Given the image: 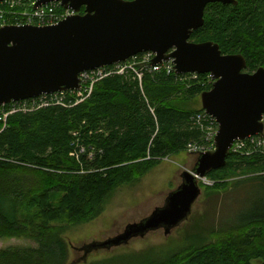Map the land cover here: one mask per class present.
Returning <instances> with one entry per match:
<instances>
[{
	"label": "trees",
	"instance_id": "1",
	"mask_svg": "<svg viewBox=\"0 0 264 264\" xmlns=\"http://www.w3.org/2000/svg\"><path fill=\"white\" fill-rule=\"evenodd\" d=\"M204 18L192 43L213 42L223 55H242L249 74L264 68V0L211 4ZM184 78L147 74L140 82L133 73L112 75L80 104L17 113L0 124V240L37 243L0 249V264H68L64 226L94 220L118 188L204 143L196 119L204 110L184 105L212 87ZM207 177L215 191L243 177L233 186L250 188L245 206L208 239L160 264H264V149L230 153L226 166Z\"/></svg>",
	"mask_w": 264,
	"mask_h": 264
},
{
	"label": "water",
	"instance_id": "2",
	"mask_svg": "<svg viewBox=\"0 0 264 264\" xmlns=\"http://www.w3.org/2000/svg\"><path fill=\"white\" fill-rule=\"evenodd\" d=\"M51 3L75 15L55 26L0 29V109L78 91L81 74L146 53L155 55L153 66L172 60L177 75H209L215 81L200 97L202 109L218 124L215 151L198 155L193 171L182 174V184L148 218L82 250L86 258L92 250L128 245L159 230L171 234L190 218L202 194L198 177L223 169L236 142L264 136V68L249 74L242 55H223L213 42L190 41L209 5L237 0H36L35 9Z\"/></svg>",
	"mask_w": 264,
	"mask_h": 264
},
{
	"label": "rangeland",
	"instance_id": "3",
	"mask_svg": "<svg viewBox=\"0 0 264 264\" xmlns=\"http://www.w3.org/2000/svg\"><path fill=\"white\" fill-rule=\"evenodd\" d=\"M184 108L202 109L201 98L185 104ZM196 163L197 155L189 151L165 158L144 177L114 191L105 200L97 218L77 226H64L63 238L70 252L68 264H141L150 257L160 264L169 254H181L185 249L197 246L201 242L199 238L208 239L210 230L229 224L249 198L250 188L233 186L237 180L243 181V177L229 179L230 186L219 191L200 182L202 194L192 215L171 234L165 235L159 230L145 238L133 239L128 245L92 250L85 258L82 250L85 246L121 235L128 225L141 222L156 208L162 207L168 195L182 184V174L191 173ZM6 248H37V243L27 239L0 240V249Z\"/></svg>",
	"mask_w": 264,
	"mask_h": 264
},
{
	"label": "built area",
	"instance_id": "4",
	"mask_svg": "<svg viewBox=\"0 0 264 264\" xmlns=\"http://www.w3.org/2000/svg\"><path fill=\"white\" fill-rule=\"evenodd\" d=\"M35 4L36 0H5L2 2L0 4V29L7 26H55L75 15L73 11L65 10L59 3H51L37 9H35ZM154 59L155 55L152 53L138 55L126 63H119L81 74V88L78 91L43 95L36 99L3 106L0 109V124H3L4 127H6L8 117L17 113H27L34 110L48 108L52 105L64 106L67 101H70V105L73 102L74 105L80 104L88 99L93 93L94 87L97 83L112 75H126L133 73L135 79H138L140 82H142L144 76L147 74L165 73L168 76L177 75L172 60L153 66L152 62ZM184 77V81H197L204 87L211 86L213 88L215 83L209 75H206L204 80L197 74L184 75ZM196 119L204 133L205 141L203 144H190L187 151L197 156L214 152L215 138L218 133V124L216 120L205 112L197 115ZM262 123L264 124V118ZM262 149H264V136L249 138L245 141H238L232 146L230 153L251 155L253 152ZM198 181L209 187H213L216 184L215 181L210 180L208 177H198Z\"/></svg>",
	"mask_w": 264,
	"mask_h": 264
}]
</instances>
